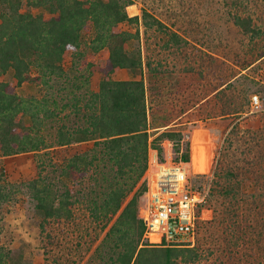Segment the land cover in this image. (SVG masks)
<instances>
[{
	"label": "trees",
	"instance_id": "trees-1",
	"mask_svg": "<svg viewBox=\"0 0 264 264\" xmlns=\"http://www.w3.org/2000/svg\"><path fill=\"white\" fill-rule=\"evenodd\" d=\"M132 4V0H0V157L40 152L46 156L60 148L91 145L64 158L60 166L39 162L36 177L16 185L34 203L41 219L40 230L49 245L55 238L47 227L77 221L74 211L80 205L100 231L106 230L100 245L101 249L107 248L111 264H203L213 255L217 264H263L256 257L264 255V125L260 135L244 130L238 136L242 131L238 123L228 131L211 173L205 202L198 209V213L203 208L212 209L214 221L223 228V245L218 247L222 249L204 254L197 248L214 246L197 243L193 247H165L150 245L143 239L139 208L147 189L144 175L148 154L155 150L160 156L165 140L174 141L178 152L182 139L179 132L170 130V123L153 122L148 104L149 97L151 101L157 97V90L156 86H146L142 73L158 75L160 63L153 64L154 59L146 51L150 43L162 51H180L189 43L144 6L139 15L128 16L126 7ZM226 4L237 3L231 0ZM232 21L252 37L262 34L250 18L236 14ZM124 24L134 25L135 31H115ZM89 28L95 33L90 49L108 50L102 68L79 61V69L90 67L100 77L97 85L72 86L76 92L71 89L72 96L62 104L65 86L58 87L55 94L23 98L14 85L2 79L11 71L17 86L41 83L52 91L51 79L65 77L71 70L61 66L64 54L74 53L78 60L83 57L80 38ZM129 41H134L131 50L126 49ZM259 57H264V50ZM115 69L140 75L132 80H111ZM227 85L225 91L230 87ZM82 89L85 92L78 94ZM234 94L231 91L225 96L228 126L249 112L248 96L245 94V101L239 104ZM67 108L75 118L68 125L60 119L61 115L66 117ZM260 115L264 117V112ZM50 121L54 122L52 139L45 134ZM185 150L177 161H190L189 148ZM247 180L254 186L251 193L244 191ZM10 192L0 191L3 207L12 199ZM206 222L196 221V236ZM247 248L258 250L242 256ZM17 251L0 246V264H29L19 258L21 251Z\"/></svg>",
	"mask_w": 264,
	"mask_h": 264
},
{
	"label": "rangeland",
	"instance_id": "rangeland-1",
	"mask_svg": "<svg viewBox=\"0 0 264 264\" xmlns=\"http://www.w3.org/2000/svg\"><path fill=\"white\" fill-rule=\"evenodd\" d=\"M226 1L231 0H132L133 4L126 7L128 16H136L144 6L164 23L178 30L189 43L180 51L174 49L162 51L159 46L149 44L146 54L154 59L153 64L156 61L162 64L161 67H157L167 73L170 81L168 86H156L157 97L152 98V101L149 97L148 106L153 111L154 123H170L173 127L170 130L179 132L182 136L178 152L175 151L174 141H163L159 158L164 161L170 156L171 160L177 161L188 147L190 157L187 163L189 164L187 165L188 183L194 189L204 190L206 194L212 170L219 153L223 151L225 136L232 126L235 123L240 124L242 133L237 134L240 136L243 135L244 130L260 135L264 125V117L260 115L264 112V57H259V53L264 50V0H233L237 3L234 6L226 4ZM236 14L250 18L252 26L259 29L262 34L252 37L251 33H243L232 21V16ZM135 28L134 25L124 24L115 28V31L134 32ZM94 34L92 28L82 31L79 51L82 52L83 57L80 60L74 53L64 54L61 66L67 70L70 67L71 70H68L65 77L51 79L50 84L54 86L52 91L43 87L41 83L26 82L17 86L11 71L2 76V79L14 85L16 93L23 98H41L48 92L55 94L58 87L65 86L67 91L64 96L62 95V100L60 101L59 98L61 96L57 97L63 104L72 96L69 93L74 89L72 86H91L92 82L95 85L98 83L100 77L95 72L92 73L90 67L83 66L79 69L80 62L100 68L105 65L108 57L107 48L94 52L89 47ZM159 45L161 46V42ZM133 46L134 41H129L126 49L131 50ZM32 74L37 73L34 71ZM112 75L119 81L128 78L132 80L138 77L140 72L134 75L124 69H115ZM112 75L111 80H113ZM157 76L152 77L146 72L142 73L147 86H152L153 81L150 80H155ZM84 79L88 80V83H85ZM190 80L192 83L197 82L196 86H189ZM225 85L230 86L226 91ZM231 91H234V98L239 104L245 101V94L250 100L256 95L260 107L253 110L249 101V112L241 114L232 125L228 126L229 119L225 117V96L227 97ZM84 92L85 90L82 89L78 94ZM70 109L64 111L66 117L60 116L67 125L75 122V118L69 115ZM249 116L251 117L248 119ZM53 123V121L47 122L45 133L51 139L54 134ZM197 133L199 137L203 136L204 145L209 151V167L206 172L195 171L192 165L194 138ZM90 146V144L73 145L49 151L46 156L40 152L0 157V191L1 193L11 191L9 196L12 197L6 207L0 202L2 248H15L21 251L19 258L29 264L56 262V264H111L107 248L101 249L100 245L106 230L100 231L99 226L90 221L87 210L78 205L74 211L77 221L49 225L47 230L55 238L49 245L48 239L40 230L41 219L34 210V203L23 191L16 188L21 182L36 177L39 162L48 166L50 164L60 166L64 158ZM152 151L155 150H151L149 154ZM243 187L247 193L254 191L253 183L249 180L243 184ZM242 208L240 212H243ZM205 211H207L206 219L201 220L208 222L198 230L193 245L196 246L198 243V246H214V248H197L204 250V254L211 250L218 251L217 249H222L218 247L223 245L222 226L214 221L212 209L205 208ZM257 250L258 248L243 249L242 256L245 253L253 255ZM263 256L259 254L256 259L259 262L263 261L264 264ZM247 258L249 261L253 259ZM205 262L216 263V255L203 261V264ZM243 264L246 263L243 261Z\"/></svg>",
	"mask_w": 264,
	"mask_h": 264
},
{
	"label": "built area",
	"instance_id": "built-area-1",
	"mask_svg": "<svg viewBox=\"0 0 264 264\" xmlns=\"http://www.w3.org/2000/svg\"><path fill=\"white\" fill-rule=\"evenodd\" d=\"M250 106L253 110L259 109L256 95L251 97ZM187 165L181 160H171L170 156L162 161L156 151L149 154L144 175L147 189L139 218L144 225L143 239L150 245H194L196 221L206 219L205 208L198 213L206 192L189 185Z\"/></svg>",
	"mask_w": 264,
	"mask_h": 264
},
{
	"label": "crops",
	"instance_id": "crops-1",
	"mask_svg": "<svg viewBox=\"0 0 264 264\" xmlns=\"http://www.w3.org/2000/svg\"><path fill=\"white\" fill-rule=\"evenodd\" d=\"M152 60V59H151ZM154 62V61H153ZM158 62V61H156ZM160 63V62H159ZM162 64L160 63V66L158 67H161ZM157 67V68H158ZM164 70V69H163ZM116 72V71H115ZM158 76L155 80H150V81H153V84L152 86H168V82L170 81L168 76H167V73L165 71L162 72L161 69H158ZM161 72V73H160ZM148 75V74H147ZM149 76V75H148ZM112 79L115 80V81H119V80H116L113 78V75H112ZM126 80H130L129 78L128 79H125V80H122V81H126ZM192 80H190L189 82V86H196V83L194 81V83L191 82ZM147 86V85H146ZM202 136V135H201ZM199 137V135L197 134V141L199 143V145L201 146V148L203 149L204 153H205V156H209V152H208V149L205 147L204 145V142H203V136L202 137ZM209 159L210 157L204 161V164H203V169H198V170H195V171H198V172H206L208 167H209ZM189 165V164H188ZM192 165H193V161H192ZM194 168V167H193Z\"/></svg>",
	"mask_w": 264,
	"mask_h": 264
},
{
	"label": "bare ground",
	"instance_id": "bare-ground-1",
	"mask_svg": "<svg viewBox=\"0 0 264 264\" xmlns=\"http://www.w3.org/2000/svg\"><path fill=\"white\" fill-rule=\"evenodd\" d=\"M197 134L195 135V138H194L193 155H192L194 170L203 169L204 161H206L209 158V156H205L203 149L199 145L196 139Z\"/></svg>",
	"mask_w": 264,
	"mask_h": 264
}]
</instances>
